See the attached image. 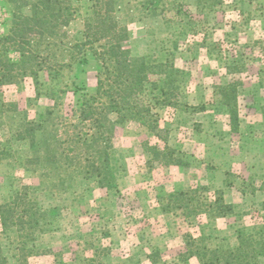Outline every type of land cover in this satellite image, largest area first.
I'll return each instance as SVG.
<instances>
[{"label":"rangeland","instance_id":"rangeland-1","mask_svg":"<svg viewBox=\"0 0 264 264\" xmlns=\"http://www.w3.org/2000/svg\"><path fill=\"white\" fill-rule=\"evenodd\" d=\"M142 1L118 0L114 19L127 32L123 46L132 57L167 61L180 71L175 105H160L158 92L148 90L129 100L150 107L167 133L159 139L132 120L116 123L110 135L107 123L118 117L106 113L98 89L100 48L84 37L93 1H72L67 27L51 21L23 40L37 81L27 74L0 86V204L27 186L49 225L30 242L0 227L6 264H18L20 254L28 264H183L178 255L186 234L215 248L233 246L237 230L264 229V0H162L170 23L143 9ZM173 2L185 4L188 14L175 15ZM15 9L0 0V55L11 50L14 60L17 44L3 38L13 29ZM22 13L28 16L29 8ZM233 82L241 83L236 133L222 127L227 111L215 94V86ZM89 96L96 97L95 123L78 117ZM102 134L109 144H90ZM104 147L117 189L100 187L89 171ZM198 188L206 204L216 192L238 189L234 212L187 221L180 210L162 211L169 193Z\"/></svg>","mask_w":264,"mask_h":264},{"label":"trees","instance_id":"trees-1","mask_svg":"<svg viewBox=\"0 0 264 264\" xmlns=\"http://www.w3.org/2000/svg\"><path fill=\"white\" fill-rule=\"evenodd\" d=\"M72 1L74 0H10L16 8L12 14L13 29L3 40L17 44L16 50L12 51L19 52V58L15 60L10 58L8 52L11 50L7 49L0 55V86L16 84L18 79L27 74L32 75L34 81H37L36 72L27 66L28 61L33 60V55L24 48L23 40L28 35L39 34L44 24L51 21L59 22L60 27H67L75 13ZM91 1H93L92 15L86 21L84 37L90 47L93 48V45L97 43V47L100 48L95 51L99 63L98 89L103 91L102 95L107 101L106 113H114L118 117L117 122H109L106 115L103 116L105 122L108 121L110 135L116 123L132 120L146 127L154 137L159 139L160 133L165 131L159 128L150 107L144 104L132 105L129 100L132 96L148 90L154 95L158 92L157 98L160 99L158 102L160 105H175L178 90L177 77L180 71L167 61L156 64L150 63L144 56L132 57L130 51L123 46V42L127 40V32L119 27L114 19L115 5L118 0ZM142 2L143 9L155 16L158 15L166 23L172 22L173 19H167L168 10L165 6L161 8L159 6L162 0H143ZM184 6L183 3L173 2L174 14L178 17L188 14ZM25 8H29L28 16L22 13ZM19 39L21 41L17 43L16 40ZM25 53L28 55L26 56ZM227 71L239 72L234 66H228ZM101 75H104V78ZM240 84L233 82L225 86H215V94L227 111L230 130L233 133H236L239 128L237 102ZM95 103V96L84 98L78 110L80 122L85 123L90 120L94 123L98 122ZM100 124V128L104 127V123L100 122ZM32 132L33 130L27 135L31 136ZM101 137L102 141L92 139L90 144H109L110 136H105V141L103 134ZM159 150L154 148L152 151L154 157L159 155ZM162 151H169L167 145H164ZM169 153L171 155L172 151L170 150ZM89 171L97 178L100 187L117 189L106 147L96 151L95 158L89 164ZM259 190L264 192V179ZM199 192L198 188L169 193L163 198L165 204L162 206V211L167 213L180 210L187 221L202 214L213 219H220L234 212V206L224 201L221 192H216L214 199L207 204L200 202ZM48 225L47 213L35 199L30 197L27 186L14 190L9 199L0 204V227L5 233L14 231L18 238L30 242L35 240L36 234L48 231ZM200 241L202 239L186 234L183 251L178 255L179 262L188 264L189 260L196 259L197 264H260V260L264 257V229L253 234L237 230L236 243L233 246L209 248L202 245ZM22 243L20 253L24 252ZM18 260V264H28L24 254H20ZM153 261L156 262V260ZM6 263V257L0 246V264Z\"/></svg>","mask_w":264,"mask_h":264},{"label":"crops","instance_id":"crops-1","mask_svg":"<svg viewBox=\"0 0 264 264\" xmlns=\"http://www.w3.org/2000/svg\"><path fill=\"white\" fill-rule=\"evenodd\" d=\"M222 127H224V129H228V131H231L230 130V126H229V116H228V114L226 115V120H225V122H224ZM227 191H225L226 195L224 196V201H226L227 203H229V204H231L233 206H236L238 202H236L233 199V196L236 194V197H237V194L240 195V192H238V189H232V188H228Z\"/></svg>","mask_w":264,"mask_h":264}]
</instances>
